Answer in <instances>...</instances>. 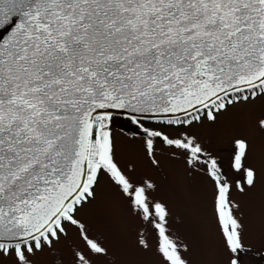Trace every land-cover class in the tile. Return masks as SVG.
Returning a JSON list of instances; mask_svg holds the SVG:
<instances>
[{"label":"snow or ice","instance_id":"1","mask_svg":"<svg viewBox=\"0 0 264 264\" xmlns=\"http://www.w3.org/2000/svg\"><path fill=\"white\" fill-rule=\"evenodd\" d=\"M262 96L264 0H0V264H35L68 226L84 244L73 264L107 256L77 215L101 175L158 230L164 264H189L187 246L168 234L167 206L149 193L155 185L133 182L116 162L111 110L143 130L154 164L159 141L181 150L190 167L207 168L228 264H244V225L218 161L195 136L163 129L215 121ZM236 144L241 169L248 144ZM244 171L254 187V169Z\"/></svg>","mask_w":264,"mask_h":264},{"label":"rangeland","instance_id":"2","mask_svg":"<svg viewBox=\"0 0 264 264\" xmlns=\"http://www.w3.org/2000/svg\"><path fill=\"white\" fill-rule=\"evenodd\" d=\"M264 96L255 101L239 102L216 116L215 121L202 117V122L188 127H165L170 136L187 132L218 161L219 175L227 181L232 208L244 225L243 243L248 249L244 264H264ZM145 127L158 128L155 122ZM114 142L115 160L119 167L139 184L155 185L149 189L153 200L165 204L169 211L168 234L182 246L189 264H228L229 253L216 216V182L203 164L190 167L181 150L157 141L154 164L144 147L143 130L132 120L114 116L106 123ZM237 140L248 144L243 167H234L238 155ZM255 171V186H248L244 169ZM243 189V190H241ZM107 250V256L91 257L93 264H164L159 252L162 237L134 211L128 199L107 175L99 177L96 197L77 214ZM141 241L144 243L142 244ZM147 245L146 247L144 245ZM83 249L75 226H68L53 250L45 249L34 258L35 264H73L72 253ZM2 264H11L3 259Z\"/></svg>","mask_w":264,"mask_h":264},{"label":"water","instance_id":"3","mask_svg":"<svg viewBox=\"0 0 264 264\" xmlns=\"http://www.w3.org/2000/svg\"><path fill=\"white\" fill-rule=\"evenodd\" d=\"M111 111H113V115L131 117L127 112H125L123 110H111Z\"/></svg>","mask_w":264,"mask_h":264},{"label":"trees","instance_id":"4","mask_svg":"<svg viewBox=\"0 0 264 264\" xmlns=\"http://www.w3.org/2000/svg\"><path fill=\"white\" fill-rule=\"evenodd\" d=\"M115 115H113L112 117H114ZM124 120H130L129 118L126 117H122ZM109 120H106L105 123H107Z\"/></svg>","mask_w":264,"mask_h":264}]
</instances>
